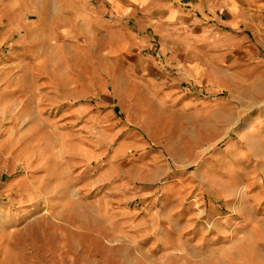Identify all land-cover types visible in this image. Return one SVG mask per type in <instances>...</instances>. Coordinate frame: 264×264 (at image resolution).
Returning <instances> with one entry per match:
<instances>
[{
  "label": "rangeland",
  "instance_id": "1",
  "mask_svg": "<svg viewBox=\"0 0 264 264\" xmlns=\"http://www.w3.org/2000/svg\"><path fill=\"white\" fill-rule=\"evenodd\" d=\"M225 2L0 0V264H264V71L150 74L153 20L132 48Z\"/></svg>",
  "mask_w": 264,
  "mask_h": 264
},
{
  "label": "crops",
  "instance_id": "2",
  "mask_svg": "<svg viewBox=\"0 0 264 264\" xmlns=\"http://www.w3.org/2000/svg\"><path fill=\"white\" fill-rule=\"evenodd\" d=\"M237 3L241 0L232 6L226 3L228 10H223V15L216 13L217 16L213 6L209 12L215 16L214 25H204L197 16L169 4L159 5L146 17L141 16L142 21L137 18L140 26L138 33L132 35L135 40L132 48L141 51L150 47L151 33L163 39L158 56L137 52L143 70L163 75L164 64H167L176 69V81L207 79L211 87L218 89L216 81L221 79L225 85L222 77L232 70L248 73L258 68L264 71V55L259 56L260 48L264 50V12H251L245 3L243 6L235 5ZM149 20L156 21L151 33L144 32L150 27ZM178 33L186 34L185 38L170 39ZM193 46L199 49L200 58L191 55Z\"/></svg>",
  "mask_w": 264,
  "mask_h": 264
},
{
  "label": "bare ground",
  "instance_id": "3",
  "mask_svg": "<svg viewBox=\"0 0 264 264\" xmlns=\"http://www.w3.org/2000/svg\"><path fill=\"white\" fill-rule=\"evenodd\" d=\"M26 26H28V25H26ZM31 26V25H30ZM28 28H29V26H28Z\"/></svg>",
  "mask_w": 264,
  "mask_h": 264
}]
</instances>
